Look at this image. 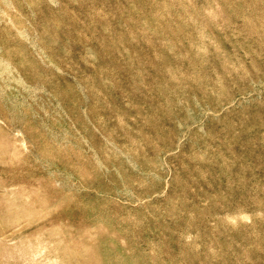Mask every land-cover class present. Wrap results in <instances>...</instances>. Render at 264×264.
Here are the masks:
<instances>
[{
    "label": "rangeland",
    "instance_id": "obj_1",
    "mask_svg": "<svg viewBox=\"0 0 264 264\" xmlns=\"http://www.w3.org/2000/svg\"><path fill=\"white\" fill-rule=\"evenodd\" d=\"M27 240L264 264V0H0V264Z\"/></svg>",
    "mask_w": 264,
    "mask_h": 264
},
{
    "label": "bare ground",
    "instance_id": "obj_2",
    "mask_svg": "<svg viewBox=\"0 0 264 264\" xmlns=\"http://www.w3.org/2000/svg\"><path fill=\"white\" fill-rule=\"evenodd\" d=\"M44 248L48 247L43 240H37L36 242L27 240V242H23L22 246L20 244L18 247L4 246L5 264H59L57 255L53 253L42 255Z\"/></svg>",
    "mask_w": 264,
    "mask_h": 264
}]
</instances>
